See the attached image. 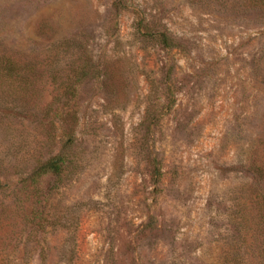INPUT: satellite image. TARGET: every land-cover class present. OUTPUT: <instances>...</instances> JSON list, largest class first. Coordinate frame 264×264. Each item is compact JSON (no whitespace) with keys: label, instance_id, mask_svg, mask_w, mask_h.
<instances>
[{"label":"rangeland","instance_id":"rangeland-1","mask_svg":"<svg viewBox=\"0 0 264 264\" xmlns=\"http://www.w3.org/2000/svg\"><path fill=\"white\" fill-rule=\"evenodd\" d=\"M0 56V264H264V11L0 0Z\"/></svg>","mask_w":264,"mask_h":264},{"label":"trees","instance_id":"trees-1","mask_svg":"<svg viewBox=\"0 0 264 264\" xmlns=\"http://www.w3.org/2000/svg\"><path fill=\"white\" fill-rule=\"evenodd\" d=\"M240 5L243 8L246 9H255L259 11H264V0H237ZM158 38L160 42L163 44V46L170 47L171 42L168 36H166L164 33H160L158 35ZM16 65L13 60H10L9 58H6L3 62V57L0 56V94L4 91H11L14 95L16 91L20 88L21 90H24V85H27L26 80H24V84L22 86V77L19 72L16 71L14 68ZM0 101L2 103H9L13 104L16 107V98L10 99V101L3 100L0 98ZM71 137L68 138V142L63 145L62 150L59 151L54 156L46 159L42 163H40L30 174L28 177V180L31 184H35L41 177L44 175H61L64 172V168L66 166L67 162V153L66 150L69 146ZM70 148V147H69ZM245 173L249 174L254 179L260 180L264 178V163H261L259 165L257 164H249L245 167ZM158 170L155 169L154 171V177L158 178ZM27 179H25L26 181ZM261 193V192H260ZM261 202H260V214L259 219L261 222L264 223V195L260 194Z\"/></svg>","mask_w":264,"mask_h":264}]
</instances>
